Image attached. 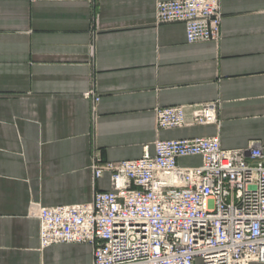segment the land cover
I'll list each match as a JSON object with an SVG mask.
<instances>
[{"label":"crops","instance_id":"obj_1","mask_svg":"<svg viewBox=\"0 0 264 264\" xmlns=\"http://www.w3.org/2000/svg\"><path fill=\"white\" fill-rule=\"evenodd\" d=\"M159 1L0 0V264L93 263L88 243L40 246L28 212L92 202L110 188L98 160L214 135L264 154V0H220L219 37L197 43L183 24L158 23ZM210 101L216 122L156 126L159 107Z\"/></svg>","mask_w":264,"mask_h":264},{"label":"built area","instance_id":"obj_2","mask_svg":"<svg viewBox=\"0 0 264 264\" xmlns=\"http://www.w3.org/2000/svg\"><path fill=\"white\" fill-rule=\"evenodd\" d=\"M156 16L160 24H183L188 43L220 34V0L159 1ZM155 116L159 129L208 124L217 121L218 104L162 106ZM153 146L139 158L98 160L94 177L109 172L110 188L96 191L89 204L39 206L40 246L88 243L92 264L264 263L262 145L224 149L214 135ZM188 156L201 163L180 165Z\"/></svg>","mask_w":264,"mask_h":264},{"label":"rangeland","instance_id":"obj_3","mask_svg":"<svg viewBox=\"0 0 264 264\" xmlns=\"http://www.w3.org/2000/svg\"><path fill=\"white\" fill-rule=\"evenodd\" d=\"M80 204H89V203H80ZM39 206L41 207L40 204L32 203V204L30 205L29 212H28L29 216H32V217L37 218L36 215H35V210H37V208H38ZM42 207H44V206H42ZM38 221H39V220H38Z\"/></svg>","mask_w":264,"mask_h":264}]
</instances>
